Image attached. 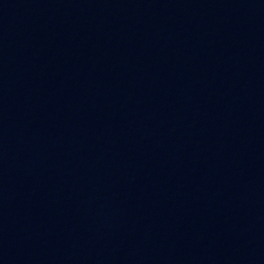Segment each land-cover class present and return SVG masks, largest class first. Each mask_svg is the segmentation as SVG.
Segmentation results:
<instances>
[{
  "label": "water",
  "instance_id": "obj_1",
  "mask_svg": "<svg viewBox=\"0 0 264 264\" xmlns=\"http://www.w3.org/2000/svg\"><path fill=\"white\" fill-rule=\"evenodd\" d=\"M0 264H264V0H0Z\"/></svg>",
  "mask_w": 264,
  "mask_h": 264
}]
</instances>
